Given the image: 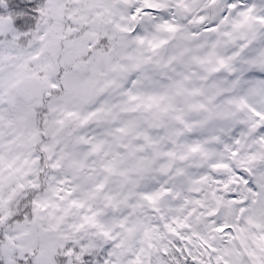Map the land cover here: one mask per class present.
I'll list each match as a JSON object with an SVG mask.
<instances>
[{
    "label": "snow or ice",
    "instance_id": "6c2138e0",
    "mask_svg": "<svg viewBox=\"0 0 264 264\" xmlns=\"http://www.w3.org/2000/svg\"><path fill=\"white\" fill-rule=\"evenodd\" d=\"M0 264H264V0H0Z\"/></svg>",
    "mask_w": 264,
    "mask_h": 264
}]
</instances>
